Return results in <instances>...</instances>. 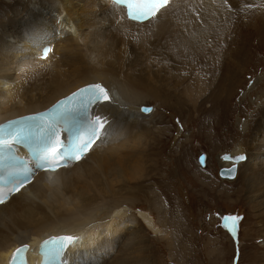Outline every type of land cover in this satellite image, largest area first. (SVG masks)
I'll return each mask as SVG.
<instances>
[{
  "label": "bare ground",
  "instance_id": "bare-ground-1",
  "mask_svg": "<svg viewBox=\"0 0 264 264\" xmlns=\"http://www.w3.org/2000/svg\"><path fill=\"white\" fill-rule=\"evenodd\" d=\"M1 5L0 121L43 109L89 82L105 83L116 96L101 105L112 129L103 147L47 173L49 181L39 174L27 190L0 205V263L15 245L65 233L81 241L66 252L74 264H150L143 226L158 230L150 215L131 207L144 195L150 207L163 208L159 218L164 220L165 205L147 184L159 131L155 109L143 102L183 113L190 111L187 101L193 110L206 101L207 111L221 104L230 110L228 101L245 85L240 75L249 67L256 70L251 48H264V0H168L155 20L141 23L111 13L106 0H2ZM44 8L64 11L74 35L56 43L59 57L18 63L17 49L23 55L28 51L17 41L26 33L51 30V15H38ZM25 18L28 25L11 31ZM224 46V53L212 52ZM251 84L248 93L257 109L237 116L242 135L248 131L243 140L249 149L242 143L217 156L243 152L238 166L244 161L247 191L254 197L264 194V72Z\"/></svg>",
  "mask_w": 264,
  "mask_h": 264
},
{
  "label": "rangeland",
  "instance_id": "rangeland-1",
  "mask_svg": "<svg viewBox=\"0 0 264 264\" xmlns=\"http://www.w3.org/2000/svg\"><path fill=\"white\" fill-rule=\"evenodd\" d=\"M1 1L0 10L3 7ZM252 38L257 41L259 35L253 33ZM225 47L219 53L212 52L224 53ZM255 48H251V64L256 70L249 67L240 75L245 79V85L228 101V111H223L221 103L220 109L207 111L211 107L208 101L197 110L191 109V102L187 101L185 107L190 108L189 113L162 111L163 108L157 107L152 100L143 102V107L155 109L151 113L156 114H153V120L156 118L154 123L159 131V136L154 139V171L147 184L165 205L164 220L159 218V214H164L163 208L158 212L150 207L144 195H140L131 207L137 214L150 215L158 230L155 232L141 224L150 241L149 250L145 252L149 254L150 264H264V194L250 197L244 161L237 167L233 180L217 175L220 165L217 153L233 150L243 146L242 143H245L244 149H249L243 140L248 131L242 135L237 116L245 114L247 117L257 109L248 88L264 72V48L257 51ZM222 58L225 61V57ZM163 125L166 131L161 133ZM200 151L205 156L204 167L196 159ZM232 223L234 227L230 228Z\"/></svg>",
  "mask_w": 264,
  "mask_h": 264
},
{
  "label": "snow or ice",
  "instance_id": "snow-or-ice-1",
  "mask_svg": "<svg viewBox=\"0 0 264 264\" xmlns=\"http://www.w3.org/2000/svg\"><path fill=\"white\" fill-rule=\"evenodd\" d=\"M125 2L128 4L130 16L135 18L139 15L146 18L149 14L155 15V12L166 5L168 0H135V8L133 7V0H125ZM48 51L50 49L45 48L44 54L47 55ZM109 99L107 90L101 84H90L73 93L71 97L59 102L49 111L24 117L20 121H10L7 131L0 127V154H8L17 144L24 143L38 154L43 162L41 167L51 166L53 170L60 166L57 161L62 160L64 156L74 157L76 160L81 159V154L88 151L106 123L100 116L92 117L89 114L88 105ZM144 110L148 111L149 109ZM85 115L88 116L87 122L83 125L86 139L84 133L79 134L74 140L71 150H69L67 146L63 145L62 133L65 129L70 132L78 129V118ZM62 147L64 148L63 152H61ZM224 159L231 158L225 156ZM235 159L241 161L245 159V156L241 155ZM29 178L15 181L9 188V192L19 191ZM3 202V197L0 196V203ZM234 219H238V217ZM224 227L227 228V223L224 224ZM76 239L77 237L72 235L51 237L45 240L41 247L46 254L62 257L64 251ZM26 248L27 245H24L15 250L12 256V264H15L18 255L24 252Z\"/></svg>",
  "mask_w": 264,
  "mask_h": 264
},
{
  "label": "water",
  "instance_id": "water-1",
  "mask_svg": "<svg viewBox=\"0 0 264 264\" xmlns=\"http://www.w3.org/2000/svg\"><path fill=\"white\" fill-rule=\"evenodd\" d=\"M227 154H229V153H227ZM227 154H219V156H217L218 161L220 163L219 168L217 170V175H218V177H220L222 179L233 180L236 176V173H237L238 164L241 162V161H236L235 158L243 155V152H235L234 153L235 157H232L231 155L228 156ZM225 156L230 157L231 159H229V160H231L232 163L230 162L229 165H225V163L229 162L228 159H224ZM204 158H205V156L203 154H200L198 159H199V162L201 164H203ZM233 169H235V171H232Z\"/></svg>",
  "mask_w": 264,
  "mask_h": 264
},
{
  "label": "clouds",
  "instance_id": "clouds-1",
  "mask_svg": "<svg viewBox=\"0 0 264 264\" xmlns=\"http://www.w3.org/2000/svg\"><path fill=\"white\" fill-rule=\"evenodd\" d=\"M200 154H203V152L200 151V152L198 153L196 159H197V162L200 164V166L204 167V166L206 165V160H205V158H204L203 164H201V163L199 162V159H198L199 156H200ZM29 241H33V240H29Z\"/></svg>",
  "mask_w": 264,
  "mask_h": 264
}]
</instances>
